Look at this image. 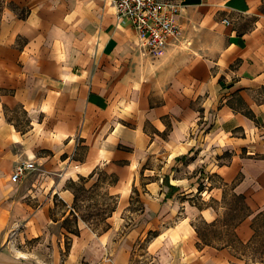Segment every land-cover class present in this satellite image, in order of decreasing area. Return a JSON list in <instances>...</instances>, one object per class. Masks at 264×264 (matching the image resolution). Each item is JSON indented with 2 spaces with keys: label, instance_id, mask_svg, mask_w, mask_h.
Returning a JSON list of instances; mask_svg holds the SVG:
<instances>
[{
  "label": "crops",
  "instance_id": "0c3cea01",
  "mask_svg": "<svg viewBox=\"0 0 264 264\" xmlns=\"http://www.w3.org/2000/svg\"><path fill=\"white\" fill-rule=\"evenodd\" d=\"M160 1L150 55L108 0H0V264H264V0Z\"/></svg>",
  "mask_w": 264,
  "mask_h": 264
},
{
  "label": "built area",
  "instance_id": "2783aa9c",
  "mask_svg": "<svg viewBox=\"0 0 264 264\" xmlns=\"http://www.w3.org/2000/svg\"><path fill=\"white\" fill-rule=\"evenodd\" d=\"M119 22H128L136 31L142 52L154 55L180 36L176 17L180 6L160 0H108ZM224 23L229 24L226 20ZM34 170L31 162H19L13 168L11 182L19 181L28 171ZM106 260H109L106 258Z\"/></svg>",
  "mask_w": 264,
  "mask_h": 264
},
{
  "label": "rangeland",
  "instance_id": "374dc122",
  "mask_svg": "<svg viewBox=\"0 0 264 264\" xmlns=\"http://www.w3.org/2000/svg\"><path fill=\"white\" fill-rule=\"evenodd\" d=\"M15 117L18 118L19 121H21L18 122V124H20V126H24L25 123L24 119L22 118V113H17ZM77 195L80 200L78 204L79 214L82 217H87L89 220H92L94 227H104L103 218L105 214H107V211H109L111 203L102 197L96 198V200H94L92 199L90 194H87L85 192H78ZM261 231H264V229H262ZM261 251H264V249H262ZM257 259L264 260V256H257Z\"/></svg>",
  "mask_w": 264,
  "mask_h": 264
}]
</instances>
